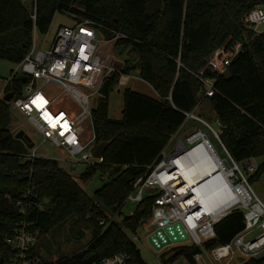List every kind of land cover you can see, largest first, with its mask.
<instances>
[{
    "label": "trees",
    "instance_id": "obj_1",
    "mask_svg": "<svg viewBox=\"0 0 264 264\" xmlns=\"http://www.w3.org/2000/svg\"><path fill=\"white\" fill-rule=\"evenodd\" d=\"M264 0H37L35 19L18 0H0V59L19 64L32 44V31L47 33L54 15L74 11L101 24L108 38L125 35L116 45L133 50L135 63H124L108 80V92L121 75L138 70L140 79L158 99L126 88L121 119L108 117L107 96H98L93 108L97 144L107 142L102 160L86 165L79 180L95 172L112 174L92 196L55 159L28 158L29 149L10 129V102L0 99V260L12 254L7 239L22 223L48 233L76 215L93 229L89 244L69 258L45 264H99L122 252L126 264H148L129 234L139 223L120 209L137 180H145L163 159L170 137L185 120V113L200 103L203 85L195 76L207 57L228 39L243 37L242 17ZM107 28V29H105ZM206 76H214L205 71ZM12 72L4 95L19 96L26 82ZM216 93L206 97L221 126L219 139L225 154L236 164L260 158L249 180L264 172V33L231 63L225 75L216 77ZM108 95V94H107ZM138 207L144 214L153 199ZM157 197V196H156ZM21 202V206L17 205ZM22 207L24 211L21 212ZM142 211V210H138ZM137 211V212H138ZM136 212V213H137ZM121 218L105 229L98 227L111 216ZM104 219V220H101ZM243 229L242 213L233 210L214 224L215 238L204 248L229 242ZM197 246H179L163 260L172 264L182 258L196 264ZM30 258L39 257L34 247ZM241 264H264V255Z\"/></svg>",
    "mask_w": 264,
    "mask_h": 264
},
{
    "label": "built area",
    "instance_id": "obj_2",
    "mask_svg": "<svg viewBox=\"0 0 264 264\" xmlns=\"http://www.w3.org/2000/svg\"><path fill=\"white\" fill-rule=\"evenodd\" d=\"M18 1L30 9L31 17L35 19L37 0ZM66 13L74 20V23L60 25L49 46L44 44L38 46V32L35 27L33 28L31 47L15 71L26 78L25 93L21 92L19 96L12 97L11 108L24 114L42 136L43 141L65 154V160L71 166L81 162L89 165L102 160L93 156L97 147L93 122L94 98L99 95L98 91L103 81L117 72V69L112 62L109 66L106 64V59L97 44V33H100L104 27L77 12ZM242 26L243 37L234 41L228 39L223 45L217 47L207 57L204 69L195 74L203 85L200 92L201 100L212 97L216 93L214 85L216 77L225 75L232 61L264 33V3L255 5L243 15ZM116 35L119 36L120 33L117 32ZM121 36L124 37L122 34ZM205 71L214 76H206ZM128 80L129 75H121L119 85H125ZM37 82L40 84L38 85ZM47 87L55 88V90L46 89ZM195 110L196 108L184 114L185 120L181 126L189 119L196 118ZM198 133L201 132L187 138V142L184 143L186 149L203 144L206 137ZM38 147L34 144L28 158L37 157ZM203 151L205 150L202 147L199 153ZM169 156L163 153V159L147 178L156 172L159 180L162 171L167 170L178 155ZM156 168L158 169L155 171ZM158 180L151 185H158L165 189V185ZM140 181L142 179L137 180L135 186ZM215 193L208 201L210 205L231 194H237V198L219 218L213 219L205 215L206 219L194 224L192 230H195V233H186L187 240L189 239L193 246L201 249V252L194 256L196 264H241L250 258L259 257L264 250V205L251 190L248 180L231 175L230 180L218 187ZM128 199L135 201L132 193ZM191 199L192 196L183 193L174 204L165 202L163 195L156 201L160 205L186 204L185 208L180 210L179 223L183 227V222H188L190 215L198 212L202 217V212H205L203 207L195 210V207L187 204L191 202ZM17 205L21 206V202ZM233 210L242 213L243 229L225 244L216 245L210 249L204 248L205 241L215 238L214 224ZM23 211L22 207L21 212ZM163 221L159 225L161 228L165 226ZM100 224L104 225L105 221H100ZM258 230L260 233L254 235ZM34 231L37 230H32L27 223L16 227L12 236L7 239L12 254L1 264H45L29 257L37 238ZM126 260V254L118 252L103 259L99 264H126Z\"/></svg>",
    "mask_w": 264,
    "mask_h": 264
},
{
    "label": "rangeland",
    "instance_id": "obj_3",
    "mask_svg": "<svg viewBox=\"0 0 264 264\" xmlns=\"http://www.w3.org/2000/svg\"><path fill=\"white\" fill-rule=\"evenodd\" d=\"M73 23L74 20L67 13L57 12L54 15L47 33H37L38 46L40 47L42 44L49 46L60 25H72ZM121 37H123L121 34L117 36L115 33L114 37L108 38L107 34L104 33V29L100 33H97V44L100 47L99 49L101 50L103 57L106 59V64L109 66L112 62L117 70H119L124 63L131 64L137 61V55L133 50L116 45V41ZM17 69V64L0 59V95L3 93L4 87L11 77V73L17 71ZM37 84L39 85L40 82H37ZM126 88H130L131 90L142 93L150 98L158 99L154 90L145 81L140 79L138 70H134L130 72L129 80L125 85H119V82L111 85L107 95L109 118L115 120L121 119L123 109V91ZM46 89L55 90V88L50 87H47ZM21 92L25 93L24 87ZM3 96L4 94L1 96V99ZM98 96L94 98V106ZM194 114L199 120L196 118L189 119L183 126L178 128L167 143V147L164 151L165 156L170 157L169 155L177 154L176 146L179 142L184 145V143L187 142L188 137L194 133L201 132L198 134H203L207 139H209L218 155L225 162L226 170L233 176H239L248 180L251 190L264 205V172L259 176V178L252 179L251 181L249 180V177L257 170L260 158H251L249 161L236 165L235 162L225 154L221 140L219 139L221 126L218 123L216 114L211 109L208 100L200 99V103ZM9 125L12 132H15L16 134L19 130H23L35 146H39L36 151L37 156L57 160L59 165L62 166L67 173L79 181L82 189L87 195L92 196L96 189L101 187L106 180L112 177V174L108 171L104 173L97 171L88 180L81 182L79 180V176L85 170L86 163L81 162L77 163L75 166H71L70 163L65 160V154L54 148L48 142H44L42 136L35 130L27 117L19 110L10 108ZM30 151L31 149H29V152ZM95 163L97 162L95 161ZM95 163H90L89 165ZM157 169L158 168H156L155 171ZM157 177L158 175L155 172L147 178L146 181L142 180L138 183V185H134L132 196L135 198V201H131L127 197L123 207L120 209L121 212L128 216H135L138 210H142L139 220H137L139 226L135 233L129 234V237L136 242L142 258L148 264H164L163 260L167 259L171 255L173 248L192 245L189 239L185 241L186 243H184V241L183 243H172L160 250H155L149 244L147 240L149 234H151L154 230L161 228L159 226L161 220L158 219L159 211L165 209V212L169 213V210L171 211L175 208V205L172 204L160 205L157 203L156 200L165 194L164 188L158 185H151V183L157 182V179H155ZM146 194L149 195L153 201L151 205L148 206L145 215L143 207L137 208V206L142 202ZM121 218H118V216L113 214L110 220L105 222L104 225L100 224L99 219L98 227L105 229L110 222H119ZM174 221L175 219H172V224ZM34 233H36L35 235L37 237L34 247L39 252V257L34 259L44 263L55 261L57 259L69 258L82 251L89 244L93 236V229L88 222L80 219L76 215H73L64 220L62 223L56 225L46 234L40 235L39 230L34 231ZM259 233L260 230L256 231L254 235H258ZM262 255H264V250L259 256ZM172 264L188 263L182 258H178Z\"/></svg>",
    "mask_w": 264,
    "mask_h": 264
},
{
    "label": "bare ground",
    "instance_id": "obj_4",
    "mask_svg": "<svg viewBox=\"0 0 264 264\" xmlns=\"http://www.w3.org/2000/svg\"><path fill=\"white\" fill-rule=\"evenodd\" d=\"M202 143L197 147L186 149L179 142L176 146L178 156L173 159L171 166L162 171L159 176L160 182L165 185V202L174 204L183 193H187L192 196L191 202L187 204L195 207V210L201 207L205 209V212H202V217L197 212L190 215L188 222H183V229L187 234L195 233V230H192L194 224L199 220L206 219L205 215H209L213 219L219 218L237 198V194H231L214 202L213 205L209 204L208 201L218 191V187L225 185L230 180L231 174L226 170L225 162L218 155L209 139L205 138ZM202 147L205 151L199 153ZM155 179L158 180V177ZM185 205L184 203L177 204L175 208L169 210V213L162 209L158 213V218L161 221L166 220L165 226L172 224V219H175L174 223L179 222L180 210L184 209Z\"/></svg>",
    "mask_w": 264,
    "mask_h": 264
},
{
    "label": "water",
    "instance_id": "obj_5",
    "mask_svg": "<svg viewBox=\"0 0 264 264\" xmlns=\"http://www.w3.org/2000/svg\"><path fill=\"white\" fill-rule=\"evenodd\" d=\"M22 81L25 82L26 78H23ZM108 84H109L108 80L103 81L98 91L101 97L107 96ZM12 97H13V93L9 92L3 96L2 100L4 102H10ZM14 137L16 139L21 140L28 149H32L34 147V143L29 138V136L25 134L23 130H19L18 132H16ZM107 146H108L107 142L99 143L94 150V154H93L94 158L101 159ZM140 214H141V211H138L135 214L136 220H139ZM163 222L165 224L166 220H164ZM187 238L188 237L182 225L179 222H176L174 224L167 225L164 228H158L154 230L151 234H149V236L147 237V240L149 244L151 245V247H153L155 250H160L163 247L170 245L172 243L186 241ZM2 261L3 260L1 259L0 264L2 263Z\"/></svg>",
    "mask_w": 264,
    "mask_h": 264
},
{
    "label": "crops",
    "instance_id": "obj_6",
    "mask_svg": "<svg viewBox=\"0 0 264 264\" xmlns=\"http://www.w3.org/2000/svg\"><path fill=\"white\" fill-rule=\"evenodd\" d=\"M150 86V85H149ZM155 92V91H154ZM4 94V91H3V93L0 95V99H1V96ZM3 98V97H2ZM62 167V166H61Z\"/></svg>",
    "mask_w": 264,
    "mask_h": 264
},
{
    "label": "snow or ice",
    "instance_id": "obj_7",
    "mask_svg": "<svg viewBox=\"0 0 264 264\" xmlns=\"http://www.w3.org/2000/svg\"><path fill=\"white\" fill-rule=\"evenodd\" d=\"M39 99V98H38Z\"/></svg>",
    "mask_w": 264,
    "mask_h": 264
}]
</instances>
